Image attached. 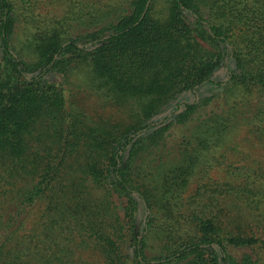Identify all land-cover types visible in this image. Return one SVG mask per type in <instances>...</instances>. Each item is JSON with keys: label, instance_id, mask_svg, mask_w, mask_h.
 <instances>
[{"label": "trees", "instance_id": "1", "mask_svg": "<svg viewBox=\"0 0 264 264\" xmlns=\"http://www.w3.org/2000/svg\"><path fill=\"white\" fill-rule=\"evenodd\" d=\"M46 1L0 0V264H256L224 201L263 206L264 161L185 195L211 146L264 148V0ZM84 67L127 121L51 80Z\"/></svg>", "mask_w": 264, "mask_h": 264}, {"label": "rangeland", "instance_id": "2", "mask_svg": "<svg viewBox=\"0 0 264 264\" xmlns=\"http://www.w3.org/2000/svg\"><path fill=\"white\" fill-rule=\"evenodd\" d=\"M46 2L53 3L52 9L56 12H61L64 4V0H49ZM91 76L89 69L84 67L77 70L75 75L69 74V72L67 74L57 72L51 80L66 91L67 98L74 102V109L84 113L90 119H112L114 123L127 121L129 119L128 111L119 103L116 104L109 97L103 96L101 91L95 89L91 84ZM70 93L72 98L69 95ZM185 129L180 128L177 130L176 133L178 132V134H172L171 139L178 138L179 133L181 135L186 134ZM209 150L201 157L198 164L199 172H197L185 195L187 199L195 193L198 184L213 185L214 182L230 181L234 178L232 171L235 167L255 166L257 162L264 161V148L252 142L245 131L236 132L226 140L225 144L211 146ZM224 202L225 206H223L226 211L223 219L228 225L227 229L235 230V233L245 231L259 239L260 243L263 242L264 205L260 208H251L230 198H227ZM228 250L238 261L243 260L245 255H251L253 261L257 262L256 264H259V258H261L260 264L264 262V248L261 244L256 245L254 250L234 247H229Z\"/></svg>", "mask_w": 264, "mask_h": 264}]
</instances>
